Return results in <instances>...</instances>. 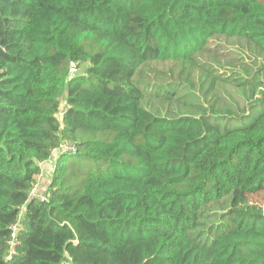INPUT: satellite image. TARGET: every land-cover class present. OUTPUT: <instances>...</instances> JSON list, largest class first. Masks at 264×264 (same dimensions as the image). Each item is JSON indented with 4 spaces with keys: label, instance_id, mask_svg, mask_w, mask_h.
<instances>
[{
    "label": "trees",
    "instance_id": "16d2710c",
    "mask_svg": "<svg viewBox=\"0 0 264 264\" xmlns=\"http://www.w3.org/2000/svg\"><path fill=\"white\" fill-rule=\"evenodd\" d=\"M253 195L264 0H0V264H264Z\"/></svg>",
    "mask_w": 264,
    "mask_h": 264
},
{
    "label": "built area",
    "instance_id": "2783aa9c",
    "mask_svg": "<svg viewBox=\"0 0 264 264\" xmlns=\"http://www.w3.org/2000/svg\"><path fill=\"white\" fill-rule=\"evenodd\" d=\"M71 70H74V68H71ZM75 151H76V146L74 145V143L68 140H63L57 147L51 150L50 158L40 163L41 171L39 175L44 176L45 174L46 175L49 174L52 171V166L55 163V159L60 154H63V153L69 154ZM46 164L50 165L47 169L44 168ZM37 185H38V182L35 185H33L32 188L29 190L27 194L28 198L37 197L39 200L43 199L42 191L44 190V188L42 191H40L37 189ZM11 228H12L13 233H12V239L9 241L10 250L6 256V259L8 260L11 258V255L15 252L14 245L17 243L15 233L20 229V227H18L17 225H12Z\"/></svg>",
    "mask_w": 264,
    "mask_h": 264
},
{
    "label": "rangeland",
    "instance_id": "374dc122",
    "mask_svg": "<svg viewBox=\"0 0 264 264\" xmlns=\"http://www.w3.org/2000/svg\"><path fill=\"white\" fill-rule=\"evenodd\" d=\"M86 65L83 64L81 67H78L77 69L74 68V70H71V73L69 74L70 76L72 75H80L83 73L84 69H85ZM257 112H259L258 108H255L254 110H252L251 112H249L250 114L255 115ZM252 115V116H253ZM250 116L249 118H246L247 116H245V118H235L231 120L230 126H240V125H244L247 122H249L250 118L252 117ZM50 165L46 164L44 166L45 169H47ZM40 177H42L41 175H37V181H38V185H37V189L42 191L44 186L40 184L39 179ZM252 197V202L257 206V209L255 210L257 213H259L260 215L264 216V196L263 195H253Z\"/></svg>",
    "mask_w": 264,
    "mask_h": 264
},
{
    "label": "crops",
    "instance_id": "0c3cea01",
    "mask_svg": "<svg viewBox=\"0 0 264 264\" xmlns=\"http://www.w3.org/2000/svg\"><path fill=\"white\" fill-rule=\"evenodd\" d=\"M43 178H44L43 176H42V177H40V179H39V182H40V183H41V181L43 180Z\"/></svg>",
    "mask_w": 264,
    "mask_h": 264
}]
</instances>
